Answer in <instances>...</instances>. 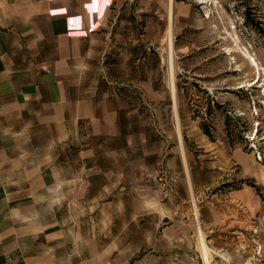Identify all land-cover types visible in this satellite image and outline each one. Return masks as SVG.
<instances>
[{
    "label": "crops",
    "instance_id": "crops-1",
    "mask_svg": "<svg viewBox=\"0 0 264 264\" xmlns=\"http://www.w3.org/2000/svg\"><path fill=\"white\" fill-rule=\"evenodd\" d=\"M153 1L0 0V264L170 255L179 230L157 231L161 204L139 201L138 221L127 200L184 166L163 147L180 137L153 74Z\"/></svg>",
    "mask_w": 264,
    "mask_h": 264
},
{
    "label": "rangeland",
    "instance_id": "rangeland-1",
    "mask_svg": "<svg viewBox=\"0 0 264 264\" xmlns=\"http://www.w3.org/2000/svg\"><path fill=\"white\" fill-rule=\"evenodd\" d=\"M152 10L153 74L165 90L169 0H154ZM172 22L176 98L193 196L185 165L178 162L176 173L157 171V192L127 198L138 221L147 220L140 214L149 210L139 201L155 202L161 204L157 231L164 223L179 230L178 240L161 242L168 257L139 263L205 264L195 201L211 264H264V0H175ZM163 103L165 136H171V98ZM165 143V154L168 149L183 160L180 141ZM138 228L150 230L147 223ZM140 236L134 242L139 251L147 248Z\"/></svg>",
    "mask_w": 264,
    "mask_h": 264
},
{
    "label": "bare ground",
    "instance_id": "bare-ground-1",
    "mask_svg": "<svg viewBox=\"0 0 264 264\" xmlns=\"http://www.w3.org/2000/svg\"><path fill=\"white\" fill-rule=\"evenodd\" d=\"M174 5H175V0H169V25H168V31L166 32V36H165V41H166V45H167V51H168V65H169V74H170V88H171V92H172V99H173V108H174V112H175V117H176V122H177V130H178V134L180 137V148H181V152H182V156H183V161H184V165L186 168V172L188 175V182H189V186L192 192V184H191V180L189 178V172H188V165H187V159H186V153H185V149L183 146V141H182V137H181V128H180V123H179V118H178V104H177V98H176V87H175V70H174V49H173V44H174V37H173V31H172V21H173V15H174ZM193 196V192L191 193ZM194 200V199H193ZM193 213L197 222V228H198V248L200 250V253L202 255V258L204 260L205 264H211V261L213 259V254H212V250L209 248V246L206 244L205 241V236L204 233L202 232V224L200 221V214L198 211V207L196 205V202L193 201Z\"/></svg>",
    "mask_w": 264,
    "mask_h": 264
},
{
    "label": "trees",
    "instance_id": "trees-1",
    "mask_svg": "<svg viewBox=\"0 0 264 264\" xmlns=\"http://www.w3.org/2000/svg\"><path fill=\"white\" fill-rule=\"evenodd\" d=\"M206 133H209V132H206Z\"/></svg>",
    "mask_w": 264,
    "mask_h": 264
}]
</instances>
